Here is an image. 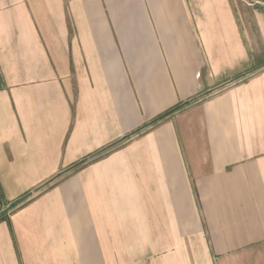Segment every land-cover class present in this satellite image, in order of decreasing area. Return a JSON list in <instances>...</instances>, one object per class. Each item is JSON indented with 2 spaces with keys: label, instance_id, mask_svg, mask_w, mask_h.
<instances>
[{
  "label": "crops",
  "instance_id": "1",
  "mask_svg": "<svg viewBox=\"0 0 264 264\" xmlns=\"http://www.w3.org/2000/svg\"><path fill=\"white\" fill-rule=\"evenodd\" d=\"M250 2L0 0V264H264Z\"/></svg>",
  "mask_w": 264,
  "mask_h": 264
},
{
  "label": "built area",
  "instance_id": "2",
  "mask_svg": "<svg viewBox=\"0 0 264 264\" xmlns=\"http://www.w3.org/2000/svg\"><path fill=\"white\" fill-rule=\"evenodd\" d=\"M252 5L260 6L264 8V0H251Z\"/></svg>",
  "mask_w": 264,
  "mask_h": 264
},
{
  "label": "trees",
  "instance_id": "3",
  "mask_svg": "<svg viewBox=\"0 0 264 264\" xmlns=\"http://www.w3.org/2000/svg\"><path fill=\"white\" fill-rule=\"evenodd\" d=\"M17 202H19V201H17ZM13 205H14V204H13ZM13 205H12V206H13Z\"/></svg>",
  "mask_w": 264,
  "mask_h": 264
}]
</instances>
